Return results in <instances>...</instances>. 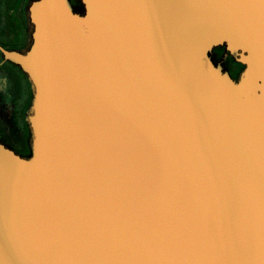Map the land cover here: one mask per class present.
I'll return each instance as SVG.
<instances>
[{"label":"water","instance_id":"obj_1","mask_svg":"<svg viewBox=\"0 0 264 264\" xmlns=\"http://www.w3.org/2000/svg\"><path fill=\"white\" fill-rule=\"evenodd\" d=\"M81 2L30 0L0 45L32 91L0 264H264V0Z\"/></svg>","mask_w":264,"mask_h":264},{"label":"flooded vegetation","instance_id":"obj_2","mask_svg":"<svg viewBox=\"0 0 264 264\" xmlns=\"http://www.w3.org/2000/svg\"><path fill=\"white\" fill-rule=\"evenodd\" d=\"M30 0H0V45L8 50L24 52L31 33L28 19ZM230 60V75L237 78L243 68L224 46L213 49ZM221 56V55H220ZM211 57L214 56L211 52ZM234 61H231L232 59ZM32 97L29 79L21 67L5 58L0 50V143L22 156L31 154V132L26 118Z\"/></svg>","mask_w":264,"mask_h":264},{"label":"trees","instance_id":"obj_3","mask_svg":"<svg viewBox=\"0 0 264 264\" xmlns=\"http://www.w3.org/2000/svg\"><path fill=\"white\" fill-rule=\"evenodd\" d=\"M71 2H72V5H73V7H74L75 10H82L83 7H82L81 0H71ZM220 55H222V54L220 53Z\"/></svg>","mask_w":264,"mask_h":264},{"label":"rangeland","instance_id":"obj_4","mask_svg":"<svg viewBox=\"0 0 264 264\" xmlns=\"http://www.w3.org/2000/svg\"><path fill=\"white\" fill-rule=\"evenodd\" d=\"M72 3V2H71Z\"/></svg>","mask_w":264,"mask_h":264}]
</instances>
